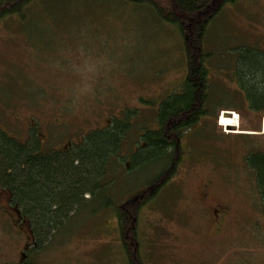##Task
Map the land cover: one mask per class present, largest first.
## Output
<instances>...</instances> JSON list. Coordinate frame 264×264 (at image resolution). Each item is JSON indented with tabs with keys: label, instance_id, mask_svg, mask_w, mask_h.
<instances>
[{
	"label": "rangeland",
	"instance_id": "rangeland-1",
	"mask_svg": "<svg viewBox=\"0 0 264 264\" xmlns=\"http://www.w3.org/2000/svg\"><path fill=\"white\" fill-rule=\"evenodd\" d=\"M24 13L0 20V138L38 141L48 152L115 120L125 134L121 155L129 158L114 162L107 176L123 199L143 189L167 161L143 160L135 147L158 128L160 103L186 77L179 26L147 4L123 0H35ZM205 46L207 113L185 131L187 153L175 177L141 211L145 264H264V202L244 163L247 148L264 150V110L251 108L247 89L226 77L246 54L264 56L255 50L264 51V0L226 4ZM231 112L238 124L226 127L222 116ZM249 124L258 135L241 134ZM205 181L213 199L230 207L220 236L207 237L208 225L198 223ZM96 202L64 219L42 244L31 224L16 226L0 212V264H126L115 218L107 209L94 212Z\"/></svg>",
	"mask_w": 264,
	"mask_h": 264
},
{
	"label": "trees",
	"instance_id": "trees-1",
	"mask_svg": "<svg viewBox=\"0 0 264 264\" xmlns=\"http://www.w3.org/2000/svg\"><path fill=\"white\" fill-rule=\"evenodd\" d=\"M123 1L151 6L160 18L178 25L183 38L184 84L160 103L158 128L144 134L145 143L135 147L143 160L147 156L166 160L165 168L143 189L126 199L119 197L115 192V179L107 174H111L114 162L122 166L129 155H121V149L125 151L121 143L125 134L112 120L107 127L86 133L82 141L75 144L71 140L64 148L48 152L42 151L38 141L23 143L5 134L0 138V185L13 191V203L17 204L25 223L34 226L30 227L37 233V244H42L64 219L97 201L99 207L94 212L99 210L101 214L107 209L109 217L115 218L126 264H145L139 233L141 211L156 200L175 177L187 153L184 133L207 113L211 85L206 35L211 21L226 4L235 0ZM33 2L35 0H0V20L15 13L25 18L24 10ZM242 61V83L251 97V106H258L259 100L264 99V56L250 53ZM256 154V159L251 157L248 166L262 181L260 192L264 202V152ZM133 165L130 162V166Z\"/></svg>",
	"mask_w": 264,
	"mask_h": 264
},
{
	"label": "flooded vegetation",
	"instance_id": "flooded-vegetation-1",
	"mask_svg": "<svg viewBox=\"0 0 264 264\" xmlns=\"http://www.w3.org/2000/svg\"><path fill=\"white\" fill-rule=\"evenodd\" d=\"M255 50L264 52L262 49H255ZM210 56H211V53H210ZM209 59H210V57H209ZM241 62H243V61L238 60L236 63L237 64L236 68L234 67V70H232L231 72H227L226 77L228 76L227 78L232 80V75H233L234 78H236L239 81V84L242 87L246 88L244 86V84L242 83L243 82V76L241 75V70H240ZM211 84H212V78L210 79V85ZM248 98L251 100V97L249 94H248ZM248 104L251 108H257V109H263L264 110V99H263L262 103L258 106L255 105L254 107H252L251 106L252 100L250 102H248ZM262 119L264 120V111L261 113V121H262ZM247 127H248L247 129H243L244 132H242L241 134H244V135L249 136V137H251L253 135H258L256 133H253L252 132L253 130L250 129L251 124H249ZM260 133L261 132H259V135H260ZM261 134H264V131ZM262 138H264V137H262ZM247 150H248V151H246L247 155H245V160H244L245 164L251 163L250 162L251 157L258 155L256 153L261 154L264 151V150H262V145L260 147V150L258 149V146H256L255 148H247ZM248 168L253 173L252 179H253L254 183L256 185L259 184L260 190H261L262 189V187H261L262 181H260V178H259L257 172H255L251 166H248ZM263 181H264V178H263ZM259 196H262L261 192L259 193ZM14 198L15 197H14L12 190H9V189L3 187V185H0V212L8 213L10 215L11 219L15 220L14 223L16 224V226H17V223L19 226V224L22 225L23 223H25V220L22 217L20 211L17 209V204L13 203ZM196 202L205 204V206L201 208V215H199L198 223L200 224V227H203V228H205V226L207 227V225H208L209 230L207 233L208 235H206V236L209 237L210 235H215V236L222 235V233L224 232V229L226 228L227 224L230 221L228 219L230 207L226 204L219 203L218 201H215L213 199L212 185H211L210 181L203 182V184L199 187V193H198V197H197ZM194 205H196V203ZM209 225H210V227H209ZM195 232L197 233V231H195Z\"/></svg>",
	"mask_w": 264,
	"mask_h": 264
},
{
	"label": "bare ground",
	"instance_id": "bare-ground-1",
	"mask_svg": "<svg viewBox=\"0 0 264 264\" xmlns=\"http://www.w3.org/2000/svg\"><path fill=\"white\" fill-rule=\"evenodd\" d=\"M232 114H233V112H231V115L228 116V115H226V113H223L221 122L224 126H226V127H228L230 125L236 126L238 124L237 123L238 122L237 121L238 115L236 113H234L235 115L232 116Z\"/></svg>",
	"mask_w": 264,
	"mask_h": 264
}]
</instances>
